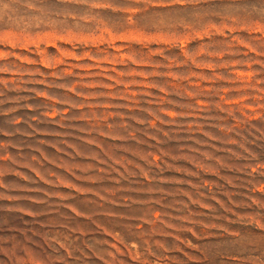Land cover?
Masks as SVG:
<instances>
[{
    "label": "rangeland",
    "instance_id": "obj_1",
    "mask_svg": "<svg viewBox=\"0 0 264 264\" xmlns=\"http://www.w3.org/2000/svg\"><path fill=\"white\" fill-rule=\"evenodd\" d=\"M0 264H264V0H0Z\"/></svg>",
    "mask_w": 264,
    "mask_h": 264
}]
</instances>
